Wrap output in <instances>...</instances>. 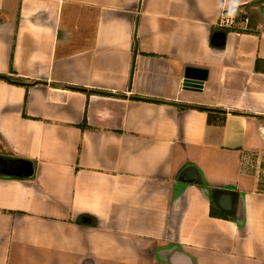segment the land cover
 Here are the masks:
<instances>
[{"label":"crops","instance_id":"obj_1","mask_svg":"<svg viewBox=\"0 0 264 264\" xmlns=\"http://www.w3.org/2000/svg\"><path fill=\"white\" fill-rule=\"evenodd\" d=\"M11 72L0 264H264V0H0Z\"/></svg>","mask_w":264,"mask_h":264},{"label":"trees","instance_id":"obj_2","mask_svg":"<svg viewBox=\"0 0 264 264\" xmlns=\"http://www.w3.org/2000/svg\"><path fill=\"white\" fill-rule=\"evenodd\" d=\"M235 12V19L234 21L237 23V22H240V20H242L243 16H241V14L237 11V9L234 10ZM248 15V14H246ZM255 17V14L252 13V15H248L246 16L245 18H247V21H246V27H251L252 24H253V19ZM228 30V29H226ZM134 45L136 46V40L134 38ZM221 44H218V46H220ZM0 79L1 80H4L8 83H11V84H15V85H20V86H24L26 88H28L30 85H32L31 83L25 81L24 79L20 78V77H17L16 74H14L13 72H11L10 74H0ZM73 89H76L78 91H82V92H85L87 95L93 93V94H99V95H105V96H111L113 94H111L110 92H107V91H102V90H86L85 88H78V87H73ZM135 99H139V98H136ZM149 101H152V102H156V103H170V102H165V101H162V100H149ZM171 104V103H170ZM174 105H176L178 107V109L180 110H184L186 108H189L191 107L190 105L188 104H180V103H172ZM197 109H200V110H206L208 108L206 107H202V106H193ZM210 197H211V200L213 201L215 198H216V194L214 193L213 189L210 190ZM210 215H214L213 211L210 210ZM76 223L79 224V225H83V226H88V227H95L96 226V220L91 217V216H88V215H81L77 220H76Z\"/></svg>","mask_w":264,"mask_h":264},{"label":"water","instance_id":"obj_3","mask_svg":"<svg viewBox=\"0 0 264 264\" xmlns=\"http://www.w3.org/2000/svg\"><path fill=\"white\" fill-rule=\"evenodd\" d=\"M212 42L214 44H220V42L216 41L215 40V37L212 38ZM205 78V74L198 77V76H195L194 74H192L189 70L186 72L184 78H183V82H182V86L184 89H189V90H196V89H199L201 87V84L203 82ZM226 197L228 196H224V195H221L218 199H217V202L220 204V206L222 208H225L226 206H224L223 202L224 200L226 199ZM229 199V198H228ZM226 202V201H225Z\"/></svg>","mask_w":264,"mask_h":264},{"label":"built area","instance_id":"obj_4","mask_svg":"<svg viewBox=\"0 0 264 264\" xmlns=\"http://www.w3.org/2000/svg\"><path fill=\"white\" fill-rule=\"evenodd\" d=\"M235 15L233 12L224 13L221 18L220 25L223 27H230L234 23Z\"/></svg>","mask_w":264,"mask_h":264},{"label":"rangeland","instance_id":"obj_5","mask_svg":"<svg viewBox=\"0 0 264 264\" xmlns=\"http://www.w3.org/2000/svg\"><path fill=\"white\" fill-rule=\"evenodd\" d=\"M242 25H238V27H241ZM249 27H246V29H248Z\"/></svg>","mask_w":264,"mask_h":264}]
</instances>
